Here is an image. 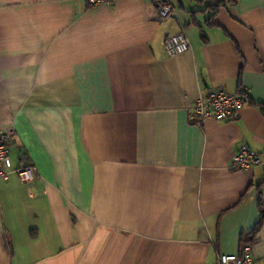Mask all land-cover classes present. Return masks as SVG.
<instances>
[{
	"label": "crops",
	"instance_id": "1",
	"mask_svg": "<svg viewBox=\"0 0 264 264\" xmlns=\"http://www.w3.org/2000/svg\"><path fill=\"white\" fill-rule=\"evenodd\" d=\"M175 1L0 0V125L35 174L0 179V264H264V164H231L264 149V0ZM209 89L248 100L197 121Z\"/></svg>",
	"mask_w": 264,
	"mask_h": 264
},
{
	"label": "built area",
	"instance_id": "2",
	"mask_svg": "<svg viewBox=\"0 0 264 264\" xmlns=\"http://www.w3.org/2000/svg\"><path fill=\"white\" fill-rule=\"evenodd\" d=\"M87 5L94 7L102 2L112 3L113 0H85ZM156 4L158 15L167 18L174 14V7L170 0H151ZM164 49L168 56L183 53L189 49V41L180 31L170 35L164 40ZM245 94H232L222 89H209L201 95L193 104V113L200 121L206 118L216 120L234 119L238 109L247 102ZM15 133L8 126L0 125V179L7 180L11 173H15L19 180L30 183L34 180V167L27 161L21 160L13 167L10 159V148L14 141ZM232 167L246 169L248 167L264 164V149L261 153L251 152L246 145H241L231 157ZM216 264H255L251 253V245L244 244L237 253H223L217 257Z\"/></svg>",
	"mask_w": 264,
	"mask_h": 264
},
{
	"label": "trees",
	"instance_id": "3",
	"mask_svg": "<svg viewBox=\"0 0 264 264\" xmlns=\"http://www.w3.org/2000/svg\"><path fill=\"white\" fill-rule=\"evenodd\" d=\"M224 0H219L217 3L211 5L213 8H218L222 3H223ZM257 228V227H256Z\"/></svg>",
	"mask_w": 264,
	"mask_h": 264
},
{
	"label": "rangeland",
	"instance_id": "4",
	"mask_svg": "<svg viewBox=\"0 0 264 264\" xmlns=\"http://www.w3.org/2000/svg\"><path fill=\"white\" fill-rule=\"evenodd\" d=\"M172 2H173L174 4H176V7H177V1L174 0V1H172ZM174 4H173V5H174Z\"/></svg>",
	"mask_w": 264,
	"mask_h": 264
}]
</instances>
